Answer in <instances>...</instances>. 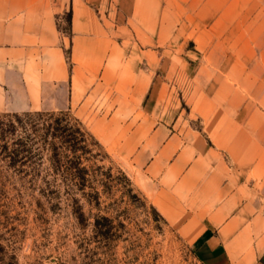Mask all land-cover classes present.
<instances>
[{"label": "crops", "instance_id": "crops-1", "mask_svg": "<svg viewBox=\"0 0 264 264\" xmlns=\"http://www.w3.org/2000/svg\"><path fill=\"white\" fill-rule=\"evenodd\" d=\"M263 25L264 0H0V112L99 103L106 93L132 107L151 72L166 69L168 54H180L168 41L190 39L203 56H252L249 41L264 37ZM219 100L205 113L208 135L218 136L213 145L198 133L194 147H163L154 166L175 152L174 174L146 195L181 231L194 233L201 264H264V111L238 112L246 142L232 145L235 101ZM259 102L264 107V95Z\"/></svg>", "mask_w": 264, "mask_h": 264}, {"label": "rangeland", "instance_id": "rangeland-1", "mask_svg": "<svg viewBox=\"0 0 264 264\" xmlns=\"http://www.w3.org/2000/svg\"><path fill=\"white\" fill-rule=\"evenodd\" d=\"M249 44L255 55L209 57L195 52L190 39L168 41L180 54H168L166 69L151 72L150 87L136 94L132 107L106 93L99 103L0 112L3 130L16 127L12 134L6 131L4 141L12 145L25 137L34 143L13 157L15 147L0 151V264H188L195 258L194 233L181 231L161 215L146 193L174 174L169 165L175 152L154 166L163 147H194L198 133L213 145L218 136L208 135L205 118L213 100L226 95L235 101L230 141L246 142L240 135L246 120L238 119V112L255 117L264 111L259 102L264 95V37ZM222 64L226 72L211 71ZM135 66L138 72L142 65ZM128 110L140 115L127 120L114 114ZM48 125L85 133L87 147L79 166L87 168L84 178L73 179L64 171L76 161L72 154L56 158L52 149L37 147L43 145L41 129ZM135 129L139 133L132 136ZM249 138L253 136H247L248 144ZM187 165L189 172V154Z\"/></svg>", "mask_w": 264, "mask_h": 264}, {"label": "trees", "instance_id": "trees-1", "mask_svg": "<svg viewBox=\"0 0 264 264\" xmlns=\"http://www.w3.org/2000/svg\"><path fill=\"white\" fill-rule=\"evenodd\" d=\"M66 20H68V17H66ZM18 121L21 119L17 114L14 115ZM35 129V128H34ZM70 128L67 127H59V126H52L48 125L47 127H44L41 130L43 131V137H41L40 140H42L43 145H39L37 147H48L54 151V157H68V153L72 154V157L77 161H73L72 165H69L65 167L64 171L68 173L73 179L78 178H84L87 173V168L85 166L79 167L82 162V153H85V147L87 145L85 144V136L84 132L80 130V128H76L74 131L68 132ZM16 130V127L14 125H8L7 129H4L0 127V140L4 141L6 136V131L9 134L14 133ZM25 131V130H24ZM49 136L50 140H47L46 137ZM28 137V136H27ZM25 137L16 139V141H13V144L7 143V141H4L0 145V151L6 152L9 147H15L12 151H10V155L13 156L19 155L22 151L27 150V148L34 147V143H29L30 140L23 139ZM96 144V141H95ZM28 148V149H29ZM80 151V153L78 152ZM78 152V153H77ZM81 173V174H80ZM1 174V170H0ZM1 186V183H0Z\"/></svg>", "mask_w": 264, "mask_h": 264}, {"label": "built area", "instance_id": "built-area-1", "mask_svg": "<svg viewBox=\"0 0 264 264\" xmlns=\"http://www.w3.org/2000/svg\"><path fill=\"white\" fill-rule=\"evenodd\" d=\"M188 264H201L196 258H193Z\"/></svg>", "mask_w": 264, "mask_h": 264}]
</instances>
